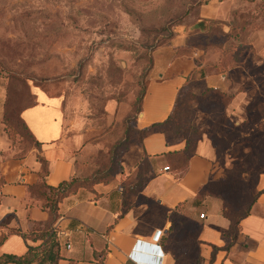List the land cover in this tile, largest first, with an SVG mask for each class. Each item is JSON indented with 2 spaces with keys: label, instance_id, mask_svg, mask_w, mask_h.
<instances>
[{
  "label": "crops",
  "instance_id": "1",
  "mask_svg": "<svg viewBox=\"0 0 264 264\" xmlns=\"http://www.w3.org/2000/svg\"><path fill=\"white\" fill-rule=\"evenodd\" d=\"M249 11L240 0H210L191 13V23L185 26L188 37L179 36L157 53L141 112L133 122L135 130H151L140 145L122 155V171L115 180L81 188L59 205V218L53 223L61 236L58 264H97L103 254V264H185L182 258L191 255H196L192 264H264V173L258 179L257 198L246 205L248 214L231 244L228 201L211 190L218 178L212 140L203 136L180 165L179 153L187 139L157 126L173 115L191 79L201 77L204 87L236 95L231 109L237 111L245 109L250 96L262 93L264 15ZM195 37L199 45L193 43ZM235 37L247 40L238 42ZM235 42L248 47L240 62L228 51ZM229 54L233 64L223 72ZM244 86L247 90L242 91ZM31 94L34 104L21 112L33 135L26 148L6 132V91L0 86V237L14 230L30 235L35 224H50L49 212L31 196L30 188L43 179L58 187L88 178L100 169V155L108 152L107 137H93L95 129L66 117L63 96H51L41 88ZM145 160L146 183L140 192L131 193ZM182 212L191 228L176 235L175 220ZM22 235H9L0 256L25 255L28 244Z\"/></svg>",
  "mask_w": 264,
  "mask_h": 264
},
{
  "label": "rangeland",
  "instance_id": "2",
  "mask_svg": "<svg viewBox=\"0 0 264 264\" xmlns=\"http://www.w3.org/2000/svg\"><path fill=\"white\" fill-rule=\"evenodd\" d=\"M208 1L0 0V86L6 91L4 116L12 140L29 147L18 137L17 123L23 108L34 104L32 90L41 88L64 97L67 118H79L86 129H95L93 137H107L108 152L100 155L97 172L115 145L121 150L127 146L122 155L140 145L133 122L155 57L179 36L188 37L185 26L191 23V13ZM240 2L250 14L256 10L264 15V0ZM199 41L195 37L193 43ZM247 52L245 47L237 55L242 58ZM225 62L223 72H228L230 54ZM263 92L250 96L245 109L232 110L236 95L206 88L199 77L183 88L178 102L181 135L195 144L203 136L212 140L218 178L211 190L228 201L235 217L246 212L264 173ZM185 214L175 220L176 235L191 228ZM191 256L182 262L194 263L196 255Z\"/></svg>",
  "mask_w": 264,
  "mask_h": 264
},
{
  "label": "trees",
  "instance_id": "3",
  "mask_svg": "<svg viewBox=\"0 0 264 264\" xmlns=\"http://www.w3.org/2000/svg\"><path fill=\"white\" fill-rule=\"evenodd\" d=\"M244 50H245V46L243 45L231 46L228 49V51L232 52L234 60L236 62L240 60L239 57L241 56V55H237V52L239 54H242ZM145 94H146V90H144L141 96L138 98L139 105L137 109L136 118L137 115L141 112V105ZM180 96L181 93L179 95L177 106L175 108L173 115L169 117V119L164 123L157 125L163 131H170L173 132L175 135H181L180 129L178 127L179 125L177 124V119H176V112L178 110V102L180 101ZM3 123L5 124L6 127L5 129L7 134L12 140L13 137H11L12 134H10L11 128L9 127V123L5 118V116L3 119ZM17 128H19L17 130L18 137L23 138L25 142L29 143V145L32 144L33 135L30 132L27 125L25 124V122L23 121V119L21 118V113L17 123ZM150 130L151 128L143 131H138V130H134V131L137 135H139L141 141L150 132ZM128 138L129 135L127 133L125 134L123 140L126 141ZM195 147L196 144L193 143L190 139H187V146L184 152H182L181 154L179 153V155L181 156V159L178 161L180 165H182L183 159H188L191 156ZM124 150H121V147L120 146L118 147V145L112 147L109 151V159L106 165H104L103 169L94 173L92 176L88 178H84V179L74 178L71 181L62 183L58 187H53L48 185L45 179L33 185L30 188V194L33 198H36L39 202H41L42 208L44 210L49 212L51 216V222L50 224L47 225L35 224L33 232L30 235H22V233L19 230H14L9 232L8 234L1 235L0 246L5 242V240L9 235L21 234L23 238L27 241L28 250L26 254L22 256L10 255V254H4L0 256V264H58L59 261L62 259L61 256L62 247L60 241L61 236L59 234L58 229L56 230L54 228L53 223L56 222L59 218V205L66 197L75 194L81 188L93 189V187L97 184H109L110 182L115 180L116 176L122 171L120 160L122 157V152ZM144 162L145 163H143V165L140 167V171L138 173V179H139L138 182L129 189L131 193L140 192L146 183L148 164L146 160ZM44 172L46 175L48 174L46 167L44 169ZM229 209L230 208L228 207L225 209V215L232 219V227L231 230L227 233V236L232 238L231 244H233L239 233L240 221L248 214V209L244 214L236 217L229 211ZM102 256L103 258L99 257V260H97L98 261L97 264H103L105 254H103Z\"/></svg>",
  "mask_w": 264,
  "mask_h": 264
},
{
  "label": "built area",
  "instance_id": "4",
  "mask_svg": "<svg viewBox=\"0 0 264 264\" xmlns=\"http://www.w3.org/2000/svg\"><path fill=\"white\" fill-rule=\"evenodd\" d=\"M168 169H169V167L165 168V170H168ZM200 217L203 219L205 217V215L202 214ZM55 229L57 230L58 228H55ZM67 247H70V245H67Z\"/></svg>",
  "mask_w": 264,
  "mask_h": 264
}]
</instances>
